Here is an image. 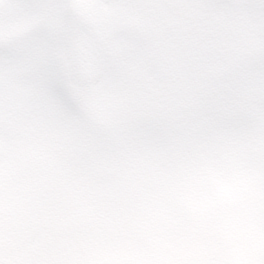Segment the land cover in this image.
Returning a JSON list of instances; mask_svg holds the SVG:
<instances>
[{"label":"clouds","instance_id":"obj_1","mask_svg":"<svg viewBox=\"0 0 264 264\" xmlns=\"http://www.w3.org/2000/svg\"><path fill=\"white\" fill-rule=\"evenodd\" d=\"M0 264H264V0H0Z\"/></svg>","mask_w":264,"mask_h":264}]
</instances>
